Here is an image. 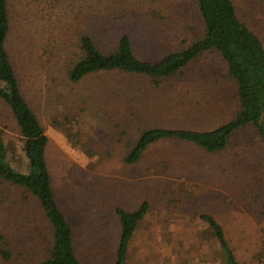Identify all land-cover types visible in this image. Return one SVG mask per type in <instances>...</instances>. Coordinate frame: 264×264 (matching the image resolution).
Here are the masks:
<instances>
[{
	"label": "rangeland",
	"instance_id": "obj_1",
	"mask_svg": "<svg viewBox=\"0 0 264 264\" xmlns=\"http://www.w3.org/2000/svg\"><path fill=\"white\" fill-rule=\"evenodd\" d=\"M233 1L264 45V0ZM9 14L6 48L21 93L48 136L51 186L81 262L113 264L121 231L116 211L144 202L123 264H224L204 215L220 224L239 264L264 262V143L255 130L236 132L219 152L162 140L137 162L124 160L142 129L202 130L231 118L236 87L216 51L158 86L118 72L77 83L67 78L80 33L99 35L106 52L120 32L130 33L136 55L152 61L180 49L201 31L193 0H9ZM0 136L13 168L25 170L23 139L1 99ZM0 188L9 192L0 194V227L9 228L19 213L32 223L27 246L47 242L50 228L36 198Z\"/></svg>",
	"mask_w": 264,
	"mask_h": 264
},
{
	"label": "trees",
	"instance_id": "obj_2",
	"mask_svg": "<svg viewBox=\"0 0 264 264\" xmlns=\"http://www.w3.org/2000/svg\"><path fill=\"white\" fill-rule=\"evenodd\" d=\"M193 1L201 21L199 36L156 61L139 58L134 52L131 34L127 32H120L114 38L115 44L108 52L99 47V35L94 37L80 33L75 40L77 49L69 56L70 66L67 69V78L73 83L101 73L118 72L149 78L158 86V81L182 74L204 53L216 51L225 65L227 78L235 84L237 108L231 118L213 128L202 130L161 126L142 129L124 158L127 163L137 162L150 145L162 140L185 142L208 152H219L229 145L236 132L251 128L264 143V45L240 19L233 0ZM10 30L9 0H0V99L9 107L19 129L27 162L25 170L13 168L7 157L5 141L0 136V185L21 189L25 198L35 197L42 218L48 222L50 233L47 242H37L39 247L29 248L27 245L33 237V229L28 226L32 223L25 215L18 218L19 213L15 212L16 217L13 219L17 222L9 228L6 223L0 227V264H85L77 256L72 226L55 200L45 158L48 136L21 93L6 48ZM105 33L110 35L109 32ZM0 190L2 195L9 193ZM146 210V202L133 211L117 209L121 231L113 264L124 263L135 227ZM202 219L217 239L224 264H239L220 224L208 215ZM41 236L44 238V235ZM29 249L34 251V255H28L33 252H28Z\"/></svg>",
	"mask_w": 264,
	"mask_h": 264
},
{
	"label": "crops",
	"instance_id": "obj_3",
	"mask_svg": "<svg viewBox=\"0 0 264 264\" xmlns=\"http://www.w3.org/2000/svg\"><path fill=\"white\" fill-rule=\"evenodd\" d=\"M48 144V143H47ZM45 155H46V152H45Z\"/></svg>",
	"mask_w": 264,
	"mask_h": 264
}]
</instances>
